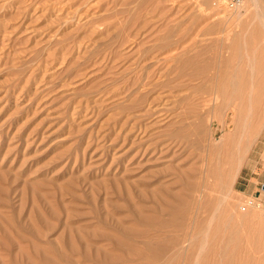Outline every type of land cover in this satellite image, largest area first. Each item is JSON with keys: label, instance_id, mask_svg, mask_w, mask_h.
Listing matches in <instances>:
<instances>
[{"label": "rangeland", "instance_id": "rangeland-1", "mask_svg": "<svg viewBox=\"0 0 264 264\" xmlns=\"http://www.w3.org/2000/svg\"><path fill=\"white\" fill-rule=\"evenodd\" d=\"M0 264H264V0H0Z\"/></svg>", "mask_w": 264, "mask_h": 264}, {"label": "built area", "instance_id": "built-area-1", "mask_svg": "<svg viewBox=\"0 0 264 264\" xmlns=\"http://www.w3.org/2000/svg\"><path fill=\"white\" fill-rule=\"evenodd\" d=\"M243 1L244 0H224V5H226L228 9H237L242 5ZM254 203L256 204V201L254 199L248 198L244 203L240 205V208L245 209L248 205H254Z\"/></svg>", "mask_w": 264, "mask_h": 264}, {"label": "bare ground", "instance_id": "bare-ground-1", "mask_svg": "<svg viewBox=\"0 0 264 264\" xmlns=\"http://www.w3.org/2000/svg\"><path fill=\"white\" fill-rule=\"evenodd\" d=\"M213 3V2H212ZM216 4V1H214V5ZM257 3H255V5H256ZM162 85H163V83H162ZM166 85V84H165ZM238 108V107H237ZM237 116H239V115H237ZM238 118V117H237ZM235 158V157H234ZM230 161H231V159H230ZM233 164V163H232ZM230 169V168H229ZM231 170V169H230ZM226 171V170H225ZM229 172V171H228ZM226 175V174H225ZM229 175H230V172H229Z\"/></svg>", "mask_w": 264, "mask_h": 264}]
</instances>
